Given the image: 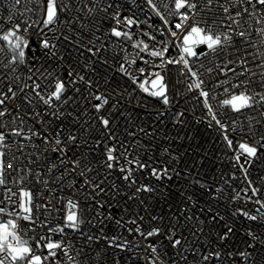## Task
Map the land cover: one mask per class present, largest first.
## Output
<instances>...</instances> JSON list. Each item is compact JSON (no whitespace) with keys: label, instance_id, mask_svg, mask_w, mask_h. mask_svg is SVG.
I'll return each mask as SVG.
<instances>
[{"label":"built area","instance_id":"obj_1","mask_svg":"<svg viewBox=\"0 0 264 264\" xmlns=\"http://www.w3.org/2000/svg\"><path fill=\"white\" fill-rule=\"evenodd\" d=\"M195 2L197 7L189 12L190 19L182 29H176L175 24L181 21L179 16L169 15L174 8L172 0H153L168 20L167 25L148 0H57L56 23L49 27L43 25L47 0H0V37L19 24L18 34L29 42L26 62L11 64L13 53L0 39V99H4L0 111L7 110L0 117L4 125L0 132L6 137V147L0 151L4 152L5 165L16 157L13 169L7 170V185L0 186V208L6 210L0 212V225H6L9 232L8 222L13 221L17 227L11 229L42 258L48 256L43 246L46 240L40 241L42 236L61 242L63 247L55 250L56 256L48 257L43 264H264V208L255 203H264V103L253 102L252 107L240 111L222 104L242 92L256 100V93L264 94V39L257 33L264 28V20L256 22L264 17V9L256 11V18L245 13L238 18L239 26L232 25L236 31H245V37L232 33L231 44L217 53L209 52L206 45H194L195 52L207 55L189 57L177 45L192 26L226 32V25L231 23L228 15L243 7L254 11L237 0ZM225 7L229 13L224 12ZM117 13L121 20L130 18L136 23L117 25ZM26 27L28 31L24 32ZM113 27L129 32L132 38L112 35ZM169 28L178 36L173 37ZM44 39L55 48L44 49ZM140 40L149 49L162 48V42L167 41L165 58L179 60L185 56L197 75L193 77L182 63L158 66L160 58L133 47ZM88 48L96 54L89 53ZM132 60L135 63H130ZM122 65L126 71H121ZM156 72L163 76L167 104L138 87L139 82L147 80L145 87L150 89ZM133 77L137 83H133ZM57 80L65 84L61 101L70 99L66 104L53 99L52 106L44 105L31 85L39 83L38 91L47 96ZM200 80L201 88H195ZM10 87L16 93L14 97ZM201 89L209 92L211 111L200 95ZM101 94L108 104L97 113L93 105L100 101L94 96ZM56 111L63 114L60 119L50 114ZM36 113L42 114L45 123L38 121ZM100 115L110 120V131L99 122ZM13 128L22 129L21 136L12 135ZM29 129L62 131V139L73 134L77 140L68 142L67 158L61 163L57 153L45 151L41 137L26 138L31 136ZM225 136L232 140L231 147ZM241 143L258 151L255 157L240 155L238 164ZM113 145L118 163L112 162L114 167L109 169L105 166L106 146ZM137 159L147 167L139 168ZM74 160H79V165L73 171ZM240 164L247 169V179ZM121 166L133 170L130 180L123 179L127 172H121ZM152 169L157 170L159 179L152 175ZM249 181L251 187L259 189L256 196H252ZM96 184L102 192L94 188ZM8 188L17 193L20 188L31 191L32 220L20 218L19 197L13 196L15 203H10L6 199ZM69 200L78 205L73 211L83 223L77 230L65 227L63 234L49 232V228L65 225ZM36 205L46 207L37 209ZM245 212L257 219H249ZM228 227L232 232L221 240ZM153 229L160 231L151 237L141 235ZM173 232V239L181 241L175 248L168 238ZM113 237H119L115 244L125 246L116 247ZM149 245L156 246V254ZM209 252H219V258L204 260ZM5 264L12 262L9 259Z\"/></svg>","mask_w":264,"mask_h":264},{"label":"snow or ice","instance_id":"obj_2","mask_svg":"<svg viewBox=\"0 0 264 264\" xmlns=\"http://www.w3.org/2000/svg\"><path fill=\"white\" fill-rule=\"evenodd\" d=\"M174 4V8L171 9L169 12V15H177L180 17V23L175 24L176 29H182L185 25V23L190 19L189 12L192 10L196 9L197 4L195 0H172ZM16 3H19V0H16ZM149 5L152 7L154 11H156V14L160 16V18L164 21V24H168V20L162 16L157 9V5L153 3V0H148ZM208 3L211 4L212 0H208ZM237 3L243 5L247 4L249 6H252L254 11H249L248 7H243L242 11H236L234 15H228L227 19L231 21L230 24L226 25V27L229 29V31L226 32H213L212 28H201L199 26H192L189 31L183 36V39L180 44L177 45V47L180 48L181 52L186 54L187 56H203L207 55V52L204 53H197L193 50L194 45L197 44H202L206 45V48L209 52L217 53L218 51H223L224 47L229 46L232 41V33L239 37H245L247 33L245 31H236L235 28L232 27L233 24L239 26L240 20L238 19L245 13H247L250 17L256 18V11L264 9V0H237ZM257 6H259V9H257ZM168 6L165 5V8ZM182 9H187V11H181ZM61 10H64L63 6H61ZM225 13H229V8L225 7L224 9ZM89 11H93V9H89ZM57 0H47V8L45 12V18L43 20V25L45 27H49L50 25H53L56 23L57 19ZM114 19L116 21L117 25L124 24L127 26H131L136 21L130 19V18H125L124 20H121L119 17V14L117 13L114 16ZM261 20H264V17L257 18L256 22L260 23ZM28 27H31V24L28 25ZM20 25L15 24L13 26V29L7 31L0 39H3L4 41H7L8 47L10 51L13 53L12 58L10 63L15 64H24L26 62V52L25 49L28 48L29 42L22 36L19 35L18 33L20 32ZM24 32L28 31V28L23 29ZM168 31L171 32V35L173 37H177L178 33L176 31H172L170 28ZM257 33L264 39V28L257 29ZM111 34L116 36V37H125L127 39H131V34L127 31H121L117 27H113L111 29ZM147 35V33H145ZM10 37L15 38V42H13ZM195 37V38H194ZM65 39H68V37H64ZM150 39H155V37H149ZM163 47L162 48H152L149 49V45L145 43L143 40L137 41L136 43L133 44V47L139 48L141 52L147 51L148 55L152 57H158L161 60V64L158 65L160 67H163L165 64H173V63H182L184 68L187 69L188 73H190L193 77L197 75L196 72L192 71L191 67L189 66V61L185 58V56H181L179 60H174L172 58H165V54L168 52V42L164 41ZM142 45V47H141ZM41 46L44 49H54L55 45L51 44L49 40L44 39L41 42ZM89 53L92 55H95L96 52L93 51L92 48L87 49ZM0 51H3V49H0ZM96 51H99L97 49ZM127 59V57L125 58ZM130 63H135V60L130 61ZM144 63H149V61L145 60ZM241 63H246V61H241ZM121 71H126L123 67L121 66ZM145 69L140 68L139 72L144 73ZM208 71H211L209 69ZM72 73H69V76H71ZM152 75L155 76V79L151 81L152 86L155 87L159 83V87L155 91H149L145 85L148 83L147 80H144L143 82L138 83V87L145 91L148 92L149 95L151 96H157V97H162L163 103L167 104L168 103V97L165 94L166 92V86L162 83L163 81V76L160 75L159 72L153 73ZM29 79H32L30 76ZM79 79L81 81L84 80L83 76H80ZM133 83H137V80L135 77H133ZM203 83L202 80L198 81L195 83V88H201V84ZM239 85H233V87H238ZM193 85H189V88H192ZM32 91L35 93L36 96L40 98V100L43 102L44 105L47 106H52V101L55 99L56 101H61L62 94L65 91V84L63 81L57 80L54 90L50 93L47 94V96L43 95L41 91H38L41 88V85L39 83H36L35 81L31 85ZM23 91V89H21ZM9 92L12 93V96L14 97L16 93L9 88ZM225 92H228V89H225ZM200 95L205 98L204 103L205 105L209 108V111H211V105L208 103V97H209V92L201 89ZM256 96H259V100H256L255 96H249L245 93H240L239 95H232L230 99H224L222 101V104L225 106H231L234 111H240L245 107H252L253 102L254 103H264V94L262 93H256ZM7 98V96H5ZM68 99H64L61 101L62 103L66 104L68 102ZM94 99L97 101H100V103L93 105L94 109L96 110L97 113H100L101 110L105 105L108 104V99L104 97L102 94L101 95H95ZM4 104V99H0V105ZM7 114V110L5 111H0V117H3ZM51 115L55 116L56 119H60L62 117V113H59V111L50 113ZM71 115V114H69ZM38 121L43 124L45 121L41 119L42 114L41 113H36ZM213 119H216L215 114H213ZM98 120L101 123V125L104 127L105 130L110 131L109 125H110V120L103 116L100 115L98 116ZM216 123L223 127L222 124H220L219 120H216ZM4 125L0 124V127H3ZM31 132V136H26L27 139H31L32 136H38L41 137L43 143L46 145L45 151H51L55 152L58 154V159H60L61 163H64V160L67 158V144L68 142H75L77 140V137L73 134H69L66 138L62 139V131H53L50 133H41L39 131H33L32 129H29ZM12 135L14 136H21L22 134V129H16L13 128ZM114 138V137H110ZM6 137L3 132H0V148L6 147V145L3 143L5 141ZM224 139L227 141L228 146L231 147L232 145V140L228 139L227 136L224 137ZM261 141H264V137H261ZM23 146H21L22 148ZM261 147H264V143H261ZM239 148L242 150L241 153H238L236 155V161L239 164L240 162V155L246 154L247 157H255L257 154V147L255 146H250L247 143H241L239 145ZM125 149V153H126ZM117 152V148L115 145L113 146H106V158L107 162L105 163V166L109 169H112L114 167V163L112 162H117L118 163V157L114 155V153ZM125 153H121L124 155ZM4 157V152L0 151V186H6L8 181L6 179L7 170L8 169H13V163L16 159V157H13L11 160L7 162V165H5V160L3 159ZM127 159V157H125ZM74 168L73 171L75 170V166L79 165V160H74L72 161ZM128 164H132V160H127ZM135 163L138 165L139 168L143 169L147 167L146 164L141 163L138 159L135 160ZM245 163H250V160H245ZM56 165L53 164L52 168H55ZM240 167L244 169L245 172V179H247V169L244 168L243 164H240ZM90 170V169H88ZM121 172H127V175L123 176L124 180H130L132 176V169H126L125 167L121 166L119 168ZM51 171V168L49 169ZM165 175L167 174V170L165 169ZM39 173H37V177H39ZM80 175H84V172L82 171ZM152 175L156 176L157 179L160 178L159 174L157 173L156 169H152ZM23 178H21V181ZM135 183V181H132ZM46 183V181H45ZM85 183H89V181L85 180ZM249 183V188L252 192V196H256L259 192V189L255 187H251V181ZM95 189H98L100 192L103 191L102 188H100L99 184L94 185ZM141 189H137V191H140ZM144 191H152L151 188H144ZM245 191H248V189H245ZM13 196H18L19 197V208L21 210V213L23 215H20V218L25 220V221H30L32 220V193L30 190H26L24 188H20L18 193L13 192L11 188L7 189V194H6V199L10 203H15V201H12ZM248 199H251L249 197ZM2 203V201H0ZM255 203L260 204L261 208H264V203H262L260 200H256ZM69 212L66 216V223L64 226H58V227H53L49 228V232L51 233H60L63 234L64 228L69 227L72 228L73 230H77L79 225L83 223L77 215L76 211H73V209H76L78 207L77 204H75L73 201L69 200ZM40 207H46L42 205H36V208L39 209ZM6 211L4 208H0V212ZM11 214V213H10ZM243 215L247 216L251 220H256V216H249L247 212L243 213ZM109 219H112L111 216L108 217ZM215 219V217H213ZM116 223L119 225L120 221L116 220ZM135 223V221H133ZM8 224L12 226L13 229L17 227V225L13 221H9ZM7 226L6 225H0V229H4V231L0 232V264H5V261L11 260L12 264H17L18 261H27V264H43L44 260H47L48 257H55L56 256V249H61L63 247L61 242L57 241H52L50 237H44L42 236L40 238V241H45L46 243L43 245L44 247L47 248L48 250V256L41 257L39 255H34L32 248L28 245L27 241L21 240L15 232L8 233L6 231ZM131 232L132 230L129 229ZM137 232L140 231L139 228L136 229ZM160 229H153V231H150L146 234L141 233V235H146V237H151L153 235L158 234ZM232 232V228L228 227L226 232L222 237H220L221 240L226 239L229 235V233ZM251 235V233H250ZM11 236L12 240L15 241V244L8 242V237ZM175 236V233L173 232L171 236L168 238L172 240V246L175 248L181 244L180 239H173ZM91 240L92 237H89ZM119 237H113L112 242L115 244V241L118 240ZM40 241H37V247L41 246ZM116 247H124V244H115ZM151 248L152 253L156 254L157 253V248L154 245H149ZM220 253L219 252H209L207 255L203 256L204 260H209L213 256L216 258H219ZM241 255H248L242 253ZM71 260L72 258L69 257ZM154 264V262H153Z\"/></svg>","mask_w":264,"mask_h":264},{"label":"rangeland","instance_id":"obj_3","mask_svg":"<svg viewBox=\"0 0 264 264\" xmlns=\"http://www.w3.org/2000/svg\"><path fill=\"white\" fill-rule=\"evenodd\" d=\"M10 39H12L13 40V42H15V38H13V37H10ZM6 43H7V41H6ZM157 87H159V83L155 86V87H153V86H151V88L149 89V91H152V90H154V89H156ZM165 94H166V92H165ZM155 97H157V96H155ZM157 98H159V99H162V97H157ZM163 100V99H162ZM9 226H10V230H9V232L8 233H11V232H14V230L13 229H11L12 228V226L9 224ZM16 233V232H15ZM16 235L19 237V235L16 233ZM9 238V242L10 243H13V244H15V241L14 240H12V238H11V236H9L8 237ZM20 238V237H19Z\"/></svg>","mask_w":264,"mask_h":264}]
</instances>
